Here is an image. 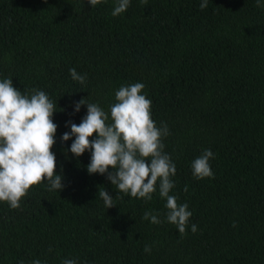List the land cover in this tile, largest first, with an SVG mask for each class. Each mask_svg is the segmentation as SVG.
<instances>
[{"label":"trees","instance_id":"1","mask_svg":"<svg viewBox=\"0 0 264 264\" xmlns=\"http://www.w3.org/2000/svg\"><path fill=\"white\" fill-rule=\"evenodd\" d=\"M116 2L0 0V80L56 103L51 151L64 184L58 192L46 180L31 186L16 209L0 201V264H264V7L130 0L112 16ZM71 68L87 74L85 85ZM137 82L156 126L169 129V195L192 212L183 236L165 219L158 185L147 202L120 193L106 174L87 172L90 151H68L75 137L61 141L66 122L78 125L87 113L86 105L74 111L76 101L109 112L115 92ZM204 149L214 153V178L197 180L191 164ZM103 188L115 206L105 209ZM146 211L163 223L142 219Z\"/></svg>","mask_w":264,"mask_h":264},{"label":"clouds","instance_id":"2","mask_svg":"<svg viewBox=\"0 0 264 264\" xmlns=\"http://www.w3.org/2000/svg\"><path fill=\"white\" fill-rule=\"evenodd\" d=\"M102 2L88 0L91 7ZM141 3L147 5V0H141ZM256 4L264 7L261 0H256ZM129 5L130 0H117L111 15L124 13ZM199 7L206 9L208 0H201ZM69 73L74 81L86 84V73L81 75L75 68L69 69ZM144 88L145 85L139 82L122 85L115 92L117 102L110 106L109 112L82 97L75 102L74 111L78 112L81 105H86L87 113L78 125L66 122L70 131L62 134L61 141L75 137L68 151L75 157L90 151L87 172L106 174L120 193L147 202L152 200L158 185L160 197L166 199L165 219L183 236L187 234L192 212L187 203L178 204V197L169 195L175 186L171 177L176 174V167L170 155L163 151L162 140L170 133L166 123L161 122L157 127L151 118V100L142 94ZM56 106L44 91H21L13 86L11 77L0 80V201H7L12 209L19 208L28 189L42 181H47L48 191L58 192L64 188L62 176L55 172L56 157L51 151L58 127L52 119ZM93 133L96 136L90 141ZM211 158L214 153L204 149L192 161V174L197 180L214 178L209 163ZM184 190L187 191V186ZM99 197L105 209L116 205L104 188L99 190ZM142 219L152 224L163 223L158 214L151 211H146ZM190 230L197 232V225L191 224ZM144 252L150 253L151 246L145 245ZM31 264L42 262L35 259ZM61 264H77V261L64 259Z\"/></svg>","mask_w":264,"mask_h":264}]
</instances>
